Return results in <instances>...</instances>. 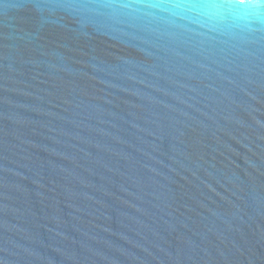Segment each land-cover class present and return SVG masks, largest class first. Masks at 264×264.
<instances>
[{
	"label": "water",
	"instance_id": "obj_1",
	"mask_svg": "<svg viewBox=\"0 0 264 264\" xmlns=\"http://www.w3.org/2000/svg\"><path fill=\"white\" fill-rule=\"evenodd\" d=\"M0 264H264V0H0Z\"/></svg>",
	"mask_w": 264,
	"mask_h": 264
},
{
	"label": "snow or ice",
	"instance_id": "obj_2",
	"mask_svg": "<svg viewBox=\"0 0 264 264\" xmlns=\"http://www.w3.org/2000/svg\"><path fill=\"white\" fill-rule=\"evenodd\" d=\"M244 2V0H241V3H243Z\"/></svg>",
	"mask_w": 264,
	"mask_h": 264
}]
</instances>
